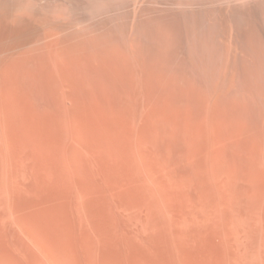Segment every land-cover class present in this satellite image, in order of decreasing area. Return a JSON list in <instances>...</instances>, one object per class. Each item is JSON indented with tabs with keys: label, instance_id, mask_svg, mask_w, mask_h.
<instances>
[{
	"label": "bare ground",
	"instance_id": "1",
	"mask_svg": "<svg viewBox=\"0 0 264 264\" xmlns=\"http://www.w3.org/2000/svg\"><path fill=\"white\" fill-rule=\"evenodd\" d=\"M143 1L0 0V264H264V34Z\"/></svg>",
	"mask_w": 264,
	"mask_h": 264
},
{
	"label": "rangeland",
	"instance_id": "2",
	"mask_svg": "<svg viewBox=\"0 0 264 264\" xmlns=\"http://www.w3.org/2000/svg\"><path fill=\"white\" fill-rule=\"evenodd\" d=\"M203 1H208L207 3L210 4H208L210 7L212 5L217 6L216 8L221 20L225 19L226 21L228 18L233 17L236 19L237 23L241 21L239 24H241L242 27L244 26L245 29H249V31L248 29H243V31H245V34L247 31L248 35L246 36L248 37V39L251 38L249 40H252V38H254V40H259L262 37V34H264V0H145L141 4L142 10L140 15V26L141 28H143L147 20H150V22L152 21V23H150V27L153 29V33L156 35L159 41H165L164 43L167 44L166 50L168 60L174 59V56L175 58L179 56L177 58L178 60L183 56L185 35L184 30L186 26H188V24L197 17L200 5L203 3ZM123 6H125V8L122 11H124L123 13H125L127 11L126 4H124ZM149 10L152 13H149ZM145 13H147L149 16ZM150 16L151 18L147 19ZM189 18L191 19V21ZM249 32L252 33V35L249 34ZM256 32H259L258 34H260L259 39L257 38L258 34ZM260 40L259 42H261ZM27 207L28 205L26 204V208ZM22 208L23 206H18V209Z\"/></svg>",
	"mask_w": 264,
	"mask_h": 264
}]
</instances>
